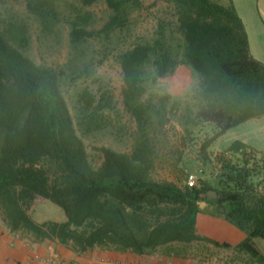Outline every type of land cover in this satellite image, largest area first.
Instances as JSON below:
<instances>
[{
	"label": "trees",
	"instance_id": "1",
	"mask_svg": "<svg viewBox=\"0 0 264 264\" xmlns=\"http://www.w3.org/2000/svg\"><path fill=\"white\" fill-rule=\"evenodd\" d=\"M24 1L41 31L52 33L55 2ZM99 2L109 14L99 29L89 28L92 17L84 9ZM166 2L169 17L158 18L148 38H132L120 50L142 1L79 0L68 21L67 73L29 57L25 25L0 26V219L12 232L78 253L98 247L144 257L158 250L182 255L174 245L193 243L230 248L198 234L197 215L210 214L245 235L237 251L264 263L253 244L264 241V155L235 140L222 151L230 157L218 158L220 169L212 177L209 151L230 129L264 117V64L251 57L231 3ZM91 42L117 52L121 104L135 126L129 150L101 146L99 164L82 137L111 127L112 95L83 87L73 116L62 92L64 79L85 81L93 72ZM182 66L196 75L195 84L177 96L160 92ZM174 125L180 135L172 167L183 180L185 169H203L198 187L153 178L166 128ZM121 130L109 133L120 141ZM186 149L196 153L199 165L193 170L186 166ZM45 202L57 206L65 220L33 219L31 212Z\"/></svg>",
	"mask_w": 264,
	"mask_h": 264
},
{
	"label": "rangeland",
	"instance_id": "2",
	"mask_svg": "<svg viewBox=\"0 0 264 264\" xmlns=\"http://www.w3.org/2000/svg\"><path fill=\"white\" fill-rule=\"evenodd\" d=\"M55 2V11L57 12L58 21L52 33L45 34L41 31V26L33 15L28 11L26 2L24 0H0V26L4 27L10 23L14 25H25L30 33V47L27 52L29 57L40 65L52 67L53 69H63L68 65L71 59V49L69 48V25L68 21L72 17L73 6H79V0H53ZM143 3V10L133 15V20L130 27L129 36L122 40L119 49L125 47V43H129L132 38H148L153 31L158 18L169 17V6L166 0H141ZM85 11L91 14L89 28L99 29L107 18L109 12L106 5L102 2L96 3L91 7L85 8ZM89 50L92 54L94 70L85 81L70 82L64 79L62 83V92L68 103V106L74 116L73 105L76 99L77 92L83 87H88L94 92L106 91L112 95L115 103V111L109 112V119L112 122L108 131L97 133L90 137H82L85 144L86 151L94 164L100 163V153L97 149L101 146H108L114 150L127 152L130 147V135L134 131V123L123 110L121 104V90L123 87L121 71L117 65L114 56L116 51L112 54L102 51L98 43H89ZM197 81L196 75L185 66L176 70L173 76L168 80L169 84H164L160 89L168 91L172 95L177 96L183 94L186 90L191 88ZM264 128V117L258 120H253L246 124L230 129L225 135L217 139L209 151L218 149L224 151L233 142L234 138L244 137L251 143H257V130ZM112 129L115 133L122 129V136L118 141L115 136L111 135L109 131ZM166 132V139L163 147L159 150V159L156 163V169L153 172V178L157 181H171L178 185H183V178L179 177L177 172L173 169L172 163L175 159V154L178 146V138L180 129L174 125L168 126ZM261 135L259 145L264 146V132ZM184 158L188 161L187 168L195 169L199 164L196 162V153L194 150H184ZM26 200V196H24ZM32 205L36 202L27 201ZM31 205V206H32ZM33 219H46L52 221L65 220L62 211L55 205L45 202L36 205L31 212ZM22 234V233H21ZM23 235V234H22ZM28 235V234H26ZM33 241L42 243V241ZM258 241L261 240L256 238ZM263 241V240H262ZM176 249L181 251L182 255H195L200 257L202 261L208 255L205 246L188 245L180 246L174 245ZM163 253V252H161ZM200 260V262H201Z\"/></svg>",
	"mask_w": 264,
	"mask_h": 264
},
{
	"label": "crops",
	"instance_id": "3",
	"mask_svg": "<svg viewBox=\"0 0 264 264\" xmlns=\"http://www.w3.org/2000/svg\"><path fill=\"white\" fill-rule=\"evenodd\" d=\"M219 1L221 3H231L234 6L245 28L251 57L264 64V0ZM258 119H252L240 125ZM263 132L264 128L257 130V143H251L244 137L234 138L233 141H240L254 151L264 155V146L258 144V141L260 142L261 140L260 134ZM196 228L199 235L218 243H227L230 245V248H216L204 243L191 244L205 246L209 254L206 255L204 261L195 255H167L164 252L161 253V250L144 257H137L130 252L119 253L111 248L98 247L92 248L85 253H78L72 250L71 247L61 246L56 242H35L30 235L24 233H22L23 235L20 234L18 239H15L12 234L7 233L0 227V264H34L29 260L31 253L37 252L44 254L49 247H53L59 257L67 264H101L102 261L107 259L120 264L138 262L147 264H214L212 262L214 258L218 259L219 264H260L252 260L247 254L235 249V246L244 239L245 235L222 218L212 217L210 214H198ZM26 240H30L29 249L23 246ZM12 241L14 245L10 247ZM253 244L264 259V241L253 239Z\"/></svg>",
	"mask_w": 264,
	"mask_h": 264
},
{
	"label": "built area",
	"instance_id": "4",
	"mask_svg": "<svg viewBox=\"0 0 264 264\" xmlns=\"http://www.w3.org/2000/svg\"><path fill=\"white\" fill-rule=\"evenodd\" d=\"M230 157L229 153H222V151H219L218 149H215L212 151L211 155V163H212V170L211 175L212 177H216L217 172L220 169V163L218 162L219 157ZM203 169L199 168L197 171H189L185 169L184 171V184L188 188H194L198 187L199 179L202 176ZM0 227L4 229L7 233H10L14 236L15 239H18L20 237L19 232H12L10 229L3 223V221L0 219ZM30 241V240H29ZM29 241L26 240V242L23 243V246L25 248L30 247ZM56 242V241H55ZM57 243V242H56ZM14 242L12 241L10 243V247H13ZM30 262L34 264H67L63 259H61L58 255V253L55 251L53 247H49L46 249V252L44 254L33 252L31 253L29 257ZM218 259L214 258L212 259V262L214 264H219ZM101 264H120L118 262H113L112 260H105L102 261ZM131 264H147V263H131Z\"/></svg>",
	"mask_w": 264,
	"mask_h": 264
}]
</instances>
